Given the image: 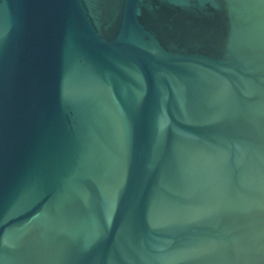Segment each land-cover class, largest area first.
I'll list each match as a JSON object with an SVG mask.
<instances>
[{
  "label": "water",
  "instance_id": "water-1",
  "mask_svg": "<svg viewBox=\"0 0 264 264\" xmlns=\"http://www.w3.org/2000/svg\"><path fill=\"white\" fill-rule=\"evenodd\" d=\"M0 264H264V0H0Z\"/></svg>",
  "mask_w": 264,
  "mask_h": 264
}]
</instances>
